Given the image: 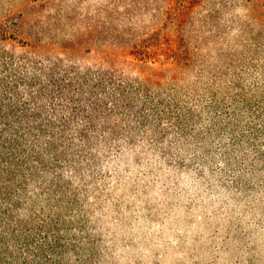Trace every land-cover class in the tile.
Returning a JSON list of instances; mask_svg holds the SVG:
<instances>
[{
  "label": "trees",
  "instance_id": "1",
  "mask_svg": "<svg viewBox=\"0 0 264 264\" xmlns=\"http://www.w3.org/2000/svg\"><path fill=\"white\" fill-rule=\"evenodd\" d=\"M61 1L0 0V264H87L66 177L102 151L264 170V0H107L100 58Z\"/></svg>",
  "mask_w": 264,
  "mask_h": 264
},
{
  "label": "rangeland",
  "instance_id": "2",
  "mask_svg": "<svg viewBox=\"0 0 264 264\" xmlns=\"http://www.w3.org/2000/svg\"><path fill=\"white\" fill-rule=\"evenodd\" d=\"M106 4H56V11L71 12L62 20L61 36L87 35L78 56L100 58L107 52ZM121 4L119 11H127ZM243 5L241 0L227 11L244 18ZM23 15L30 24L32 8ZM177 153L164 156L144 142L102 151L96 166L67 175L77 199L70 231L81 237L79 255L88 256L87 264H264V170L234 175L225 164L197 163L192 150Z\"/></svg>",
  "mask_w": 264,
  "mask_h": 264
}]
</instances>
